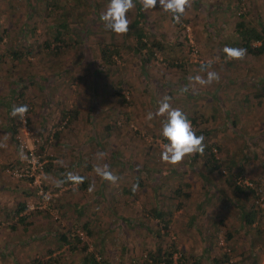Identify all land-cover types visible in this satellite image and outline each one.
I'll use <instances>...</instances> for the list:
<instances>
[{
  "label": "rangeland",
  "instance_id": "obj_1",
  "mask_svg": "<svg viewBox=\"0 0 264 264\" xmlns=\"http://www.w3.org/2000/svg\"><path fill=\"white\" fill-rule=\"evenodd\" d=\"M108 3L0 0V264H88L90 254L132 264L170 247L173 264H264V51L243 60L223 51L240 48L238 21L264 23V0H193L178 24L140 5L126 35L100 20ZM205 63L220 81L191 83ZM164 96L208 133L204 153L178 165L160 158L165 118L146 120ZM25 104L28 135L10 115ZM18 137L45 163L38 184L13 174ZM210 148L218 171L205 163ZM103 164L115 184L94 171ZM241 206L259 212L253 225Z\"/></svg>",
  "mask_w": 264,
  "mask_h": 264
},
{
  "label": "clouds",
  "instance_id": "obj_2",
  "mask_svg": "<svg viewBox=\"0 0 264 264\" xmlns=\"http://www.w3.org/2000/svg\"><path fill=\"white\" fill-rule=\"evenodd\" d=\"M144 11L154 10L159 5L160 9L172 15L175 23L181 22V17L186 10L191 7L193 0H138ZM136 7L135 0H109L106 9L101 13L100 20L105 28L116 35H126L130 30V19L128 14ZM227 58L230 60H243L247 55L246 49L225 47L223 49ZM211 69V63L201 65L200 71L206 72V77L196 75L191 78V83L200 86H209L212 83L220 81V75ZM189 91L185 86L182 92ZM171 98L164 96L159 102L158 110L153 113L149 112L146 115V120L151 121L155 117H163L161 135L167 142L163 144L160 158L162 162L170 165H178L188 156L194 154H203L205 151V137L197 135L191 121L187 118L182 110L173 108ZM28 106L14 105L10 115L13 118L19 117L23 119L28 112ZM101 157L105 154L100 153ZM94 171L103 180L115 184L119 177L116 176L110 169L109 165H98ZM67 179L74 184L83 183L84 178L75 175L71 172L67 173ZM138 184H134L132 191L138 190ZM95 257V256H94Z\"/></svg>",
  "mask_w": 264,
  "mask_h": 264
},
{
  "label": "trees",
  "instance_id": "obj_3",
  "mask_svg": "<svg viewBox=\"0 0 264 264\" xmlns=\"http://www.w3.org/2000/svg\"><path fill=\"white\" fill-rule=\"evenodd\" d=\"M136 2V9H138V13L140 12V4L137 0H135ZM66 23H61L59 28H66ZM235 38H236V42L237 44H235L234 46L246 49L247 53L254 55V56H258L260 54L263 53L264 51V23L262 21H260L258 23V26H254L253 24L245 21V20H241L238 21L235 25ZM65 33V31H58V33L56 34V36L54 37V41L56 43H64V41H61V34ZM143 35L138 32L137 33V40H136V44L138 47H142V48H146V44L143 42ZM255 43H259V46H255ZM153 47H158L156 45H153ZM59 48V47H57ZM102 58H104L105 62H109L111 59V55L107 56V54L102 50ZM153 54V52L151 53ZM150 54V55H151ZM207 131H202L199 132V134L197 135H203L205 137V135H207ZM208 155H207V159L205 161L210 163L211 169H213L214 171H218L221 168V165L218 163V161H216L214 159V154L212 153V149H208ZM208 165V164H207ZM209 166V165H208ZM252 183L251 186H248L247 189L249 191L252 192V194L254 196H256V200L257 198V187L253 188L252 187ZM238 189H240L239 187H236ZM241 190V189H240ZM256 205H258V203L256 202ZM257 209L260 208V206H256ZM241 214H243V221L247 224V225H253L255 222L256 217H258L259 212L256 210L253 211H248L246 209H244V207L241 206V208L239 209ZM262 211V210H261ZM158 217L162 216L161 214H157ZM61 241L66 242L65 236L60 238ZM69 245L72 246V244L68 243ZM73 250V249H72ZM84 250H86V248H84ZM173 251H174V247H170L167 250H160L158 249L157 251H155L154 253H150L147 252L148 257H150V259H152V261L154 263H167V264H173L174 260L172 259L173 256ZM86 263L88 264H100V262H96L94 255L90 254L89 258L86 259ZM186 260L184 262V259H180L178 261V264H186ZM194 264H199L197 262H194Z\"/></svg>",
  "mask_w": 264,
  "mask_h": 264
},
{
  "label": "built area",
  "instance_id": "obj_4",
  "mask_svg": "<svg viewBox=\"0 0 264 264\" xmlns=\"http://www.w3.org/2000/svg\"><path fill=\"white\" fill-rule=\"evenodd\" d=\"M22 130L24 135H28V130L26 126V119H22ZM18 141L20 143V151L23 152L24 156L19 164V167L13 171V174L18 177H28L31 180L38 184L40 177L43 174L45 163L42 160L41 156L36 153L34 149L26 150L27 148L24 144V141L21 137H18ZM247 186H251V184H247ZM80 239L83 240V235L80 233ZM174 262L178 260V257L175 255L172 257ZM96 262L100 261V257L95 255ZM132 264H165V263H154L147 254L141 255L140 259L133 260Z\"/></svg>",
  "mask_w": 264,
  "mask_h": 264
}]
</instances>
